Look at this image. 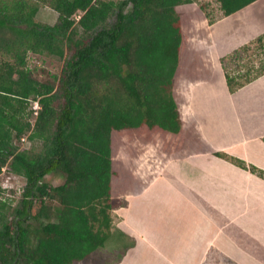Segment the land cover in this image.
Wrapping results in <instances>:
<instances>
[{"label":"trees","instance_id":"obj_1","mask_svg":"<svg viewBox=\"0 0 264 264\" xmlns=\"http://www.w3.org/2000/svg\"><path fill=\"white\" fill-rule=\"evenodd\" d=\"M255 1L217 0L219 18L205 5L201 9L212 25ZM194 2L0 0V51L8 56L0 62V173L26 179L12 217L0 196V264H76L106 247L114 232L131 240L115 264L135 246L114 213L128 202L116 203L113 196V139L119 135L143 150L158 145L164 161L187 152L189 117L174 86L189 42L178 7ZM43 5L58 13L56 23L37 17ZM29 52L63 59L60 75H33ZM252 55H262L259 65L245 64L242 71L239 62ZM220 62L231 93L262 77L264 32ZM201 137L206 148L199 151L264 179L263 168L215 150ZM24 138L30 148L19 145ZM53 172L61 183L45 180ZM146 183L144 174L127 178L122 184L136 191L122 195H134Z\"/></svg>","mask_w":264,"mask_h":264},{"label":"crops","instance_id":"obj_2","mask_svg":"<svg viewBox=\"0 0 264 264\" xmlns=\"http://www.w3.org/2000/svg\"><path fill=\"white\" fill-rule=\"evenodd\" d=\"M254 3L211 25L214 70L195 88L205 140L264 169V75L231 93L220 62L264 32V18L247 16ZM145 175L143 189L126 195L127 205L114 210L118 226L136 241L120 264L141 244L161 254L162 261L153 264H220L218 257L226 258L225 264H264L263 178L208 151L170 157L159 171L149 168ZM133 201L138 207L129 216L124 212ZM142 206L164 224L145 226Z\"/></svg>","mask_w":264,"mask_h":264},{"label":"rangeland","instance_id":"obj_3","mask_svg":"<svg viewBox=\"0 0 264 264\" xmlns=\"http://www.w3.org/2000/svg\"><path fill=\"white\" fill-rule=\"evenodd\" d=\"M202 5H205L207 11L212 16L215 18L220 17L221 12L217 0H196L194 3L184 4L178 7L182 17V26L189 35V42L182 58L183 68L177 72L175 77L174 92L177 100L185 108L187 116L189 117L186 128L187 152L204 150L206 148L201 137V133L203 134V132L202 130L200 132L198 128L197 110L200 109V100L197 96L198 89L195 87L211 79L212 76L209 75H211V70H214L215 64L212 53L216 51V41H214L213 35L211 34V25L205 17V11L201 9ZM247 16L254 20H258L259 18L258 22L260 19H263L264 0L255 2L250 7ZM37 17L47 23L54 24L57 22L58 13L52 7L43 5L38 11ZM240 34L242 33L238 35ZM260 57L252 55L251 57L242 59L239 62V65L243 66L242 71L246 70L244 65L248 63H255L258 66ZM7 58L8 56L0 51V62ZM63 66L64 60L56 56L33 52H29L27 55V68L31 70L33 75L42 80L53 79L55 76H59ZM32 108L34 110L37 109L36 101H32ZM19 145L21 148H30L32 143L27 138H24L19 142ZM164 157L161 156L158 145L148 150H143L134 143L123 139L119 135H115L113 139V166L116 175L114 176L113 196L116 203H123L126 196L124 197L122 193H125L131 188L128 185L122 184L125 182V179H133L137 174L145 175L146 170L149 168L152 169L153 167L156 171H159L164 162ZM45 180L53 184H59L63 181V177L59 172H53L46 175ZM25 184L26 179L23 176L12 174L6 169H3L0 173V187L3 190H0V196L1 199L11 205L10 217L14 215L16 208L20 207ZM133 191H136L135 187H132L128 192ZM136 207L138 205L133 201L131 210L133 209L134 211L131 212L130 210L124 213L131 216L136 212ZM142 208L145 209L147 215L143 221L145 226L147 223H154L159 225V227L164 224V220L161 217L154 220L152 218L153 212L149 210L151 214L148 216V208L145 206H142ZM158 231L163 230L159 229ZM130 241L129 238L114 232L106 247L99 248L85 260L77 262L76 264H115L122 256L125 244H128ZM160 255L157 250L155 251L147 248L145 244H141L138 249L133 250L127 256L122 264H153V262L162 261ZM218 260L220 264L227 262V259L222 257H218Z\"/></svg>","mask_w":264,"mask_h":264},{"label":"built area","instance_id":"obj_4","mask_svg":"<svg viewBox=\"0 0 264 264\" xmlns=\"http://www.w3.org/2000/svg\"><path fill=\"white\" fill-rule=\"evenodd\" d=\"M39 107L38 103L36 102V108Z\"/></svg>","mask_w":264,"mask_h":264}]
</instances>
